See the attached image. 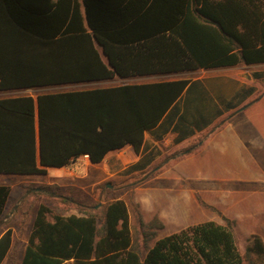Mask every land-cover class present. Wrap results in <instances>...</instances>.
Wrapping results in <instances>:
<instances>
[{
    "label": "trees",
    "instance_id": "obj_1",
    "mask_svg": "<svg viewBox=\"0 0 264 264\" xmlns=\"http://www.w3.org/2000/svg\"><path fill=\"white\" fill-rule=\"evenodd\" d=\"M239 64H264V0H0V92ZM188 84L1 98L0 174L45 175L84 155L97 164L125 146L138 152L144 132ZM201 140L178 159L198 152ZM136 180L105 189L102 203L59 196L57 186L31 192L21 204L22 215L35 213L18 264H264L262 239L250 235L242 255L235 222L199 197L224 224L205 221L158 238L162 223H144L134 203ZM10 192L0 186V227ZM69 210L76 215L62 216ZM11 244L8 228L0 236V264L6 256L16 264Z\"/></svg>",
    "mask_w": 264,
    "mask_h": 264
},
{
    "label": "crops",
    "instance_id": "obj_2",
    "mask_svg": "<svg viewBox=\"0 0 264 264\" xmlns=\"http://www.w3.org/2000/svg\"><path fill=\"white\" fill-rule=\"evenodd\" d=\"M192 73L194 77L188 79L182 95L154 128L144 132L138 152L125 146L108 152L97 164L81 156L65 167L54 168L56 172L51 177H48L51 168L46 169L45 175L0 174L25 177L10 180L3 186L10 188L11 195L15 183L21 181L24 188L33 184L25 196L34 191L47 194L39 185L67 188L79 203L89 204L90 201L80 200L75 193L82 192L102 203L105 189L137 179L134 203L144 223L154 218L162 223L158 238L205 221L223 225L216 212L201 205L199 197L222 216L233 220L238 236L248 238L256 234L264 243V164L259 160L264 157V132L257 135L259 130L255 126L259 119L254 117L264 112L263 98L253 102V108L243 116L234 115L255 100L254 95L264 87V64H239ZM152 77H130L122 80L131 82L122 84L159 82L150 80ZM115 79L119 78L112 80ZM114 86L118 85L106 87ZM255 103L263 105L255 108ZM250 131L256 134L250 136ZM199 138L202 139L199 151L178 159L180 151ZM174 152L178 153L161 162ZM152 171L157 173L150 176ZM41 176H45V180L35 178ZM102 186L104 193L100 194ZM34 213H29L28 226L26 224L19 237L15 227H0V236L8 228L12 231L10 252L15 254L16 264L21 262L25 252ZM73 214L76 212L69 210L62 216ZM11 263L8 256L2 262Z\"/></svg>",
    "mask_w": 264,
    "mask_h": 264
},
{
    "label": "rangeland",
    "instance_id": "obj_3",
    "mask_svg": "<svg viewBox=\"0 0 264 264\" xmlns=\"http://www.w3.org/2000/svg\"><path fill=\"white\" fill-rule=\"evenodd\" d=\"M194 77V74L192 72H183V73H176V74H167V75H156L152 77L150 80L152 81H165V80H174V79H191ZM144 81V80H141ZM131 81L128 80H122V79H115L112 81H100V82H91V83H82V84H74V85H61V86H49V87H42V88H34V89H25V90H18V91H8V92H2L0 93V99L1 98H8V97H19V96H31L35 98L37 95L40 94H48V93H58V92H66V91H73V90H83V89H92V88H100V87H106V86H113V85H119L122 83H129ZM261 99L264 100V87L260 88L258 92L254 95L253 99ZM252 102V101H251ZM250 102H248L249 104ZM255 108H260V105H263V103H255ZM252 105V104H251ZM250 105V106H251ZM245 106V105H244ZM249 107V106H248ZM253 106L246 108L242 110L241 112L234 113V115L237 116H243L244 113L249 112ZM236 112V111H235ZM257 119H259L258 124H256L255 128H258L259 133L258 136H261L264 132V112H261L260 115H254ZM255 118V119H256ZM255 131V130H254ZM253 131H250V136H253ZM260 163L264 164V157L259 158ZM56 170L54 168H51V170L48 173V177H51ZM22 176H1L0 175V185H5L6 183H10V180H20ZM37 180H45V176L41 177H35ZM26 182V180H24ZM14 184V183H13ZM34 187L33 184L28 185V187ZM27 188H24V184L19 181L18 183H15L12 193L10 195V199L5 211V214L2 218V225L3 226H13L15 227V230L18 232V237L21 235V233L24 231L25 226L27 224L28 226V219L30 214L32 215L33 211L29 210L27 215H22L25 210L27 211V208L22 206V201L24 198H26L25 193L28 190ZM46 187V185H39V188ZM57 195L59 196H71L72 192L69 191L67 188L58 189ZM76 197H78L80 200L85 201H95V198L89 199L84 195L82 192H76ZM87 198V199H86ZM46 204H51V199L43 198L41 199ZM17 209L22 210L21 212H16ZM220 220L224 224L222 218L219 216ZM4 220V221H3ZM2 227V226H1ZM235 228V227H234ZM238 247L242 255H244L245 252V246H246V240L245 237H240L236 234ZM248 264V263H246Z\"/></svg>",
    "mask_w": 264,
    "mask_h": 264
},
{
    "label": "water",
    "instance_id": "obj_4",
    "mask_svg": "<svg viewBox=\"0 0 264 264\" xmlns=\"http://www.w3.org/2000/svg\"><path fill=\"white\" fill-rule=\"evenodd\" d=\"M257 100H259V98L253 100V101L250 102L249 104H246L245 106H243L242 108H240L238 111H242V110L246 109L248 106H250L253 102H255V101H257ZM178 156H179V155H178ZM178 156H176V157H178ZM174 158H175V157H174Z\"/></svg>",
    "mask_w": 264,
    "mask_h": 264
},
{
    "label": "built area",
    "instance_id": "obj_5",
    "mask_svg": "<svg viewBox=\"0 0 264 264\" xmlns=\"http://www.w3.org/2000/svg\"><path fill=\"white\" fill-rule=\"evenodd\" d=\"M83 157L88 158L87 155H84Z\"/></svg>",
    "mask_w": 264,
    "mask_h": 264
}]
</instances>
